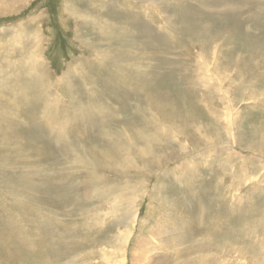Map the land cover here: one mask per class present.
Instances as JSON below:
<instances>
[{
    "label": "rangeland",
    "instance_id": "obj_1",
    "mask_svg": "<svg viewBox=\"0 0 264 264\" xmlns=\"http://www.w3.org/2000/svg\"><path fill=\"white\" fill-rule=\"evenodd\" d=\"M0 264H264V0H0Z\"/></svg>",
    "mask_w": 264,
    "mask_h": 264
},
{
    "label": "bare ground",
    "instance_id": "obj_2",
    "mask_svg": "<svg viewBox=\"0 0 264 264\" xmlns=\"http://www.w3.org/2000/svg\"><path fill=\"white\" fill-rule=\"evenodd\" d=\"M183 20H184V18H183ZM228 122V121H227Z\"/></svg>",
    "mask_w": 264,
    "mask_h": 264
}]
</instances>
